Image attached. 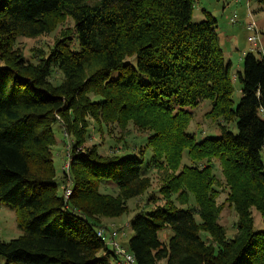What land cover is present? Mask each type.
Here are the masks:
<instances>
[{
  "label": "trees",
  "instance_id": "obj_1",
  "mask_svg": "<svg viewBox=\"0 0 264 264\" xmlns=\"http://www.w3.org/2000/svg\"><path fill=\"white\" fill-rule=\"evenodd\" d=\"M257 2L243 18L248 40L258 36L244 53L235 104L218 19L205 9L194 20V0H0V202L16 211L23 230L0 240V264H113L111 255L122 264L97 233L100 218L128 211L127 200L152 186V173L162 178L165 201L130 220L126 249L136 264H264V227L255 228L251 210L257 207L264 224V55L259 24L249 27L251 13L264 11V0ZM68 18L73 24L49 50L34 47L28 57L17 45L20 36L52 32ZM206 98L205 114L220 133L198 140L188 128ZM133 120L148 131L141 143L128 137L129 127L106 141L111 152L86 143L94 130L104 135L108 124L112 131ZM56 123L73 136L62 176L70 177L69 195L52 154ZM185 147L197 161L219 157L238 214L235 235L217 221L212 163L169 174ZM193 173L200 181L189 185ZM105 182L119 192L103 191ZM191 193L194 205L176 203L183 196L187 203ZM168 226L173 233L162 240L159 231Z\"/></svg>",
  "mask_w": 264,
  "mask_h": 264
},
{
  "label": "rangeland",
  "instance_id": "obj_2",
  "mask_svg": "<svg viewBox=\"0 0 264 264\" xmlns=\"http://www.w3.org/2000/svg\"><path fill=\"white\" fill-rule=\"evenodd\" d=\"M195 8L193 18L194 20H201L205 17L204 10H209L212 12L218 19V31L221 36V43L224 49L225 58L226 60H232V68L231 74L233 78L234 84V93L233 98L235 104L239 101L241 97V86L242 82L239 78V71H243L244 68V53L251 49V43L248 40L249 31L246 29L244 24V14L250 5V9L253 10V7H257V0H194ZM238 12V22L234 23L231 20V16ZM252 18L254 19L255 26L259 24L261 29V38H260V47L262 50V54L264 55V11H255L252 14ZM73 21L71 18L60 25L58 24L54 31L49 33H44L36 37H27V36H20L18 38V44L24 50L25 54L28 57H32L34 54V47H42L46 50H49L56 39V37L60 34L63 27L67 25H72ZM254 44V42H252ZM254 51L259 54V52L254 49ZM260 55V54H259ZM95 95H92L94 98ZM211 107V100L206 98L203 99L198 106L193 109V117L189 124V130L194 132L196 139H202L207 135L211 134H218L220 133V128L218 125V121L212 119L211 117L207 116L205 113ZM61 117L60 115H58ZM62 119V118H61ZM116 124V129L109 130V124L104 128L105 132L104 135H101L98 130H94L92 132L91 137L87 140V144L91 145L94 142L100 143V151L102 152H111L113 148L108 147L106 141L109 140L110 136L119 135L122 132L128 130L130 128V135L128 137L138 136L135 141L143 142L145 140V135L148 131H142V127H139V124H136L131 121V124H128L126 127H122L120 124ZM231 128L234 131H238V127L235 121L230 122ZM55 135H56V143L52 146V154L54 157L55 166L57 169L58 179L60 183L63 185L60 189H63L64 194L68 193V188L71 189L67 183H70V178L68 176L67 180L65 181L62 177L64 174V167L68 170V165L71 161L70 155V146L73 142V136L68 128L59 125L58 123L55 124ZM134 142V141H132ZM85 143V142H84ZM188 147H185L183 150V157L181 159L179 168L169 170V174H174L180 171L183 165H186L185 169L189 170L190 167H194L197 165L201 168H208V163L213 164V167L210 171H212L213 175L215 176V186L218 191H213L210 189V192L213 193V197H215L216 203L218 204V217L217 221L221 223L224 227L227 228V233L229 236L235 235L238 230L235 227V222L238 219L237 211L233 204L228 201V192H229V184L227 183L225 174L223 172V166L218 156L209 154L205 160L197 161L194 158H190L188 154ZM70 154V155H69ZM263 160H264V150L262 151ZM180 161V160H179ZM161 173H166L161 172ZM151 174V173H150ZM178 174V173H177ZM196 175V174H195ZM162 179V178H161ZM158 178V175L152 173V186L143 194L132 197L127 200L128 211L117 215V216H109L104 215L100 219L102 220V226L106 228L107 233L110 235V231L116 230L117 234L114 237H109L110 240L113 242L118 243L121 247L125 250L128 249V241L131 235L133 234L132 226L130 225L131 218L141 210H150L153 206L159 203H164L163 194H160L159 187L162 183V180ZM200 178H196L193 174H189L185 180L188 181V184L198 183ZM102 183L101 189L106 192H110L113 194H117L119 192V187L115 183ZM199 184V183H198ZM65 190V191H64ZM151 193H155L158 195L156 201L148 200V197ZM180 194V193H178ZM183 194V193H182ZM180 194V195H182ZM67 197V196H66ZM184 197V196H183ZM180 198V199H183ZM179 199V200H180ZM179 200L176 201L178 205L192 206L195 204L194 194H190V199L187 203H181ZM252 215L255 222V228L260 229L264 227L263 218L261 212L257 209V207L252 206ZM198 216V215H197ZM23 233V230L19 228L17 225L16 219V211L11 209L7 205L0 202V240H9L13 237H16ZM173 233L171 227H166L159 231V236L162 240H168L169 236ZM201 236L204 239L209 237L207 231H200ZM112 245H110L112 249ZM127 248V249H126ZM116 253L118 252L115 251ZM120 259H123L121 254L118 255ZM4 261V258H1ZM110 260L113 264L116 263L117 259L111 255Z\"/></svg>",
  "mask_w": 264,
  "mask_h": 264
},
{
  "label": "built area",
  "instance_id": "obj_3",
  "mask_svg": "<svg viewBox=\"0 0 264 264\" xmlns=\"http://www.w3.org/2000/svg\"><path fill=\"white\" fill-rule=\"evenodd\" d=\"M249 27L253 30H256V26L254 24V21L250 22L249 23ZM257 36L258 34L255 33V34H252L249 36V40L256 43V39H257ZM69 166V165H68ZM71 189L68 188V193H71ZM68 195V194H67ZM107 229L104 228V227H100L98 229V235L99 237H101L106 244L108 245H112V241L110 240V236L111 237H114L116 234H117V231L116 230H112L110 231V235L107 233L106 231ZM112 249L117 251V253L121 254L123 256V259L121 260L122 261V264H136V260H135V256L134 254H132L131 252H129L128 250H125L123 247H121L118 243L116 242H113V245H112Z\"/></svg>",
  "mask_w": 264,
  "mask_h": 264
}]
</instances>
